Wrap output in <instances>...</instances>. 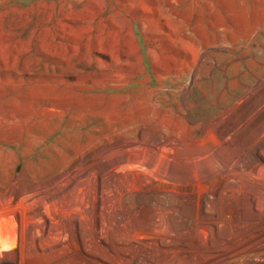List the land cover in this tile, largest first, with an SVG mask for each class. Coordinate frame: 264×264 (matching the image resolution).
Returning a JSON list of instances; mask_svg holds the SVG:
<instances>
[{"label":"rangeland","instance_id":"obj_1","mask_svg":"<svg viewBox=\"0 0 264 264\" xmlns=\"http://www.w3.org/2000/svg\"><path fill=\"white\" fill-rule=\"evenodd\" d=\"M142 130L264 167V0H0V194L126 170Z\"/></svg>","mask_w":264,"mask_h":264},{"label":"bare ground","instance_id":"obj_2","mask_svg":"<svg viewBox=\"0 0 264 264\" xmlns=\"http://www.w3.org/2000/svg\"><path fill=\"white\" fill-rule=\"evenodd\" d=\"M137 147L126 170L88 163L1 193L0 264H264V167L156 131Z\"/></svg>","mask_w":264,"mask_h":264}]
</instances>
